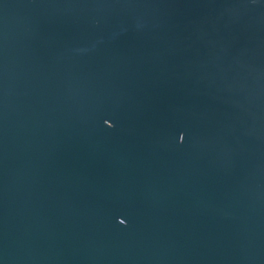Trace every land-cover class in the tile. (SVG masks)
Returning a JSON list of instances; mask_svg holds the SVG:
<instances>
[{
  "label": "water",
  "instance_id": "95a60500",
  "mask_svg": "<svg viewBox=\"0 0 264 264\" xmlns=\"http://www.w3.org/2000/svg\"><path fill=\"white\" fill-rule=\"evenodd\" d=\"M0 264H264V0H0Z\"/></svg>",
  "mask_w": 264,
  "mask_h": 264
}]
</instances>
